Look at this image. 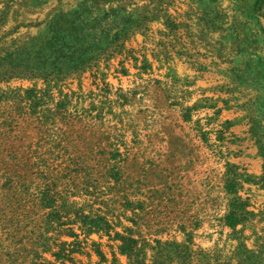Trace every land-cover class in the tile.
Segmentation results:
<instances>
[{
  "label": "rangeland",
  "instance_id": "obj_1",
  "mask_svg": "<svg viewBox=\"0 0 264 264\" xmlns=\"http://www.w3.org/2000/svg\"><path fill=\"white\" fill-rule=\"evenodd\" d=\"M0 264H264V0H0Z\"/></svg>",
  "mask_w": 264,
  "mask_h": 264
},
{
  "label": "trees",
  "instance_id": "obj_2",
  "mask_svg": "<svg viewBox=\"0 0 264 264\" xmlns=\"http://www.w3.org/2000/svg\"><path fill=\"white\" fill-rule=\"evenodd\" d=\"M47 44V42H45L44 43V45H43V47H45V45ZM25 49H26V46H24L23 48H22V50L25 52V54L26 53H28L27 51H25ZM40 49L41 48H39L38 50H37V53L40 51ZM40 53V52H39ZM81 67H73V66H66L65 68H64V70H66V71H70V70H75V71H78V70H81L80 69ZM24 72L23 74L22 73H20V74H22V76H27V77H33L38 71H37V69H35L34 67L32 68L30 65H25L24 66V68L21 70V72ZM18 72V71H17ZM16 74V73H15ZM234 213L232 212V213H230V215L227 217V223L229 224V225H234V223L236 222V219H234L235 217H234Z\"/></svg>",
  "mask_w": 264,
  "mask_h": 264
}]
</instances>
